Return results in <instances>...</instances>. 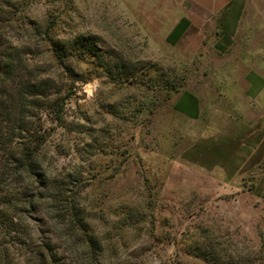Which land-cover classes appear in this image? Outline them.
I'll list each match as a JSON object with an SVG mask.
<instances>
[{
  "label": "rangeland",
  "instance_id": "rangeland-1",
  "mask_svg": "<svg viewBox=\"0 0 264 264\" xmlns=\"http://www.w3.org/2000/svg\"><path fill=\"white\" fill-rule=\"evenodd\" d=\"M5 53L18 69L0 85V264L47 239L91 264L45 180L101 264H209L195 247L264 264V0H0ZM35 79L47 99L23 91Z\"/></svg>",
  "mask_w": 264,
  "mask_h": 264
},
{
  "label": "trees",
  "instance_id": "trees-1",
  "mask_svg": "<svg viewBox=\"0 0 264 264\" xmlns=\"http://www.w3.org/2000/svg\"><path fill=\"white\" fill-rule=\"evenodd\" d=\"M51 51L53 57L61 65L64 61L65 46L62 45L59 41H50ZM82 45L85 47L86 51L98 64H102L101 54L97 46L89 39H83ZM18 69V66L14 63L13 58L10 54L5 53L3 59L0 61V85L6 83L12 79L15 71ZM23 91H26L30 97L39 99L40 97L48 98L47 95V85L45 81L35 79L33 82L27 83L22 87ZM25 164V162L23 163ZM28 170L30 169L29 165ZM35 167L33 168V171ZM35 177L40 176V174H34ZM66 183V182H65ZM46 191H50L48 195V200L51 204V208L56 213V218L58 223L63 225L67 224L70 230L79 232L80 235L78 239L80 242L84 243V250L87 254L88 262L91 264H101L100 259L103 255V247L101 242L97 237L88 231L85 230L84 224L82 223L83 218L80 217L79 209L77 205L74 204V201L69 199L66 195L67 189L60 186L57 189H54L52 186L54 183L52 181L45 180L43 182ZM34 198H38V194L35 193ZM20 204L30 205L31 201L28 199H19ZM31 239V238H30ZM22 245L23 249L26 251L27 255L24 261L21 264H74L75 261L65 260L64 257L58 254V250L55 244L50 240H43L40 244H34L33 241H24ZM33 242V243H32ZM194 258L199 259L203 263H212V264H224L220 263L219 259L215 256L212 257L210 251L195 247ZM76 261H78L76 259ZM217 261V262H216ZM242 264V263H241Z\"/></svg>",
  "mask_w": 264,
  "mask_h": 264
}]
</instances>
